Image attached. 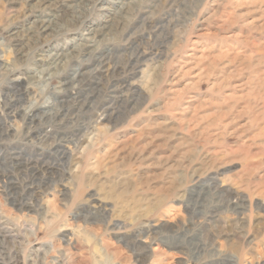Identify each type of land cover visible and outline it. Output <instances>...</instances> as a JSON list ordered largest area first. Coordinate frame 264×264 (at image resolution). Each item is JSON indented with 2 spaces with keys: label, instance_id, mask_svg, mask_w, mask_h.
Here are the masks:
<instances>
[{
  "label": "rangeland",
  "instance_id": "374dc122",
  "mask_svg": "<svg viewBox=\"0 0 264 264\" xmlns=\"http://www.w3.org/2000/svg\"><path fill=\"white\" fill-rule=\"evenodd\" d=\"M44 1L0 0V106L21 84L22 115L62 130L47 118L80 68L100 117L90 133L107 131L70 174L67 155H42L0 108V264H264V0ZM90 28L112 50L106 68L79 56L52 69L56 46H100ZM130 59L120 76L134 85L117 92L111 65Z\"/></svg>",
  "mask_w": 264,
  "mask_h": 264
},
{
  "label": "bare ground",
  "instance_id": "6f19581e",
  "mask_svg": "<svg viewBox=\"0 0 264 264\" xmlns=\"http://www.w3.org/2000/svg\"><path fill=\"white\" fill-rule=\"evenodd\" d=\"M70 1H71V3H70L71 5H69V6L70 7L72 6V8H73V6L76 3H78L77 4V6H78V5L82 4L85 0H80L79 2H78V0H70ZM90 1L93 2L94 0H90ZM214 1H216V0H214ZM44 2L48 3L49 5H52L51 1H44ZM72 2H76V3H72ZM215 3H218V2L216 1ZM58 17L59 16L54 15L55 19H43V20H41L40 25H38V28H40L42 31L50 29L51 27L54 26L56 19H58ZM78 20L81 21L82 19L79 18ZM108 27H111V25H109ZM32 30H33V28H32ZM110 31H111V28H110ZM102 33H103L102 30H99L97 28H90L89 29V34H90V36H92L91 38L94 42H98V43L101 42V41H97L96 39H98L100 37V35H102ZM131 42H132V44H134L132 40H131ZM102 44H103V42L100 43V46L97 49H95V48L90 49V46H88L87 44H81L82 47L78 53L79 55L78 54L74 55V51L69 52L70 50H67V49L65 50L63 47L58 48L56 46L53 48L55 51L52 54L51 60L48 61L49 62L48 64L50 65V67H52V69H58V68L63 67L66 70V69H68V67L74 61V59L76 57L78 58L79 56H84L89 61L93 62L94 66H96L94 68L95 72H102L104 70V68H106V66H107L106 64H108V60L111 59L110 56L112 55V53H111L112 50L109 47H107L108 49L104 46L102 47ZM21 54H23L22 56L25 57L24 53H21ZM138 55H139V53H138ZM111 62L113 63V60ZM132 64H133V62L130 59L128 62L129 67H123L122 68L116 63H113L111 65L112 67L110 69V75H111L110 77H112V78L116 77L117 79L116 80L114 79L115 81H112L111 83H109L110 88L116 89L117 92H120L121 90H128L129 91L132 89V85H134V84L129 82L128 77L122 78L120 76L121 72L126 73L127 70L130 67H132L131 66ZM73 66L76 68V65H73ZM126 66H127V64H126ZM153 69L156 71L159 68L156 67ZM74 73H76V75H77V78H75L76 79L75 81H77L78 87L75 89L74 93H68L67 94V97H65L67 99H65V98L62 99L63 101L70 99L68 103H66V104L62 103V100L56 101L55 106H57V104H58L56 111L54 112V114L48 116V118H47L50 121H52L53 119H56V118H59V119L62 118L64 120L66 119L65 124L67 123L68 125L69 124L70 125L69 126L68 125L67 126H61L60 129L62 128V130H56V131L50 130L49 131V130H46L40 126H37V124H36L37 120L41 121L43 119V117H45V116H42L43 114H40L39 112H37V110L32 111L33 112L32 116L26 117L27 115L26 116L22 115V111L20 110L19 107H20L21 102H25V100L29 96V90L23 89L21 87L22 86L21 84L16 83L14 85L15 89L12 88V90H10L13 92H10V91L8 93L5 92L6 97L4 99L3 104L0 106V108L3 109L2 114H4V116L6 118L9 117L10 115H19L20 117H22V120L24 121L23 125L25 124V128H26L23 136L26 139L32 138V140L34 142L32 144H33V147H35L34 149L41 150L43 153L42 155L45 154V157H46V154H52V153H56L59 155H63V154L67 155V158L65 159L66 160L65 163H66L67 168L70 165L72 166L71 168H68V171L70 172V174L74 171L80 170L81 160L83 159V157H85V156L89 157L90 156V146H92L91 144H93V142H92L93 139L96 136L98 137L100 134H102L103 132L105 133L107 131V129L104 128V125H103V126H98V128L94 132L90 133V123L95 122L98 124L99 120H100V117H98L97 119L94 120L92 118V115L90 114V112H91V110H90V96H92V95H90V81H89L90 75L88 78L82 76V75H84V72H82L80 70V68H77V71H75ZM27 78H28V76L26 75L25 77L22 78V80L24 81ZM154 80H155V78H154ZM71 81H67V82H69L71 84ZM64 82H66V81L64 80ZM112 93H113V91H112ZM130 97L133 98L132 96H130ZM130 97L129 98H122L121 100L124 99L126 101H129ZM114 101H115V98H112V96L111 97L107 96V100L104 99V102L102 103V105L100 107V109H102V112H103L102 115L106 116L105 119L107 121H111L115 117L112 112L110 113V108H111L110 106H113V104L111 105V103H114ZM129 103H132V102L130 101ZM134 104H136V103L134 102ZM107 105H110V106H107ZM10 131L11 130L8 127L7 128V134ZM91 134H93L92 137H91ZM96 140L97 139H95V141ZM66 144H68L70 146V148H72L70 152L64 150ZM20 162H18V160H17V163H20ZM32 162L26 161L25 164L31 165ZM33 163L37 164L38 166L41 165L39 167L43 168L45 171H52V165H50L48 163L45 164L46 162L44 161V159H39V160L37 159ZM42 164H45V166H42ZM88 166H90V163L88 164ZM6 184L7 183H4L5 186H6ZM31 192H33V194L35 193V196H36L37 190L34 191V189L33 190L31 189ZM19 202H20V206L22 208L24 207V208L30 209V207H32L29 202H26L24 200L23 201L20 200ZM143 233H146V231H144ZM2 237H3V235H2ZM13 260L14 261H8L7 263L18 264L19 260H16V259H13Z\"/></svg>",
  "mask_w": 264,
  "mask_h": 264
}]
</instances>
